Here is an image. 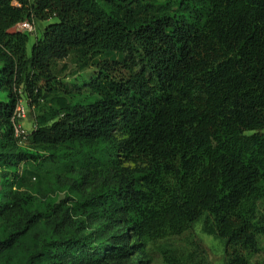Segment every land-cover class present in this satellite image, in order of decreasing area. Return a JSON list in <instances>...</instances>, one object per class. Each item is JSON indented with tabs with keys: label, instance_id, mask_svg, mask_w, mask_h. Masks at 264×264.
<instances>
[{
	"label": "trees",
	"instance_id": "16d2710c",
	"mask_svg": "<svg viewBox=\"0 0 264 264\" xmlns=\"http://www.w3.org/2000/svg\"><path fill=\"white\" fill-rule=\"evenodd\" d=\"M52 19L30 56L31 33L13 29ZM72 55L93 68L82 84L56 75ZM0 92V256L45 223L29 262L153 264L150 247L204 220L226 264H264L251 261L264 243V0H0ZM22 103L32 150L16 137ZM42 164L62 193L46 210L28 185ZM162 260L207 264L171 245Z\"/></svg>",
	"mask_w": 264,
	"mask_h": 264
},
{
	"label": "rangeland",
	"instance_id": "374dc122",
	"mask_svg": "<svg viewBox=\"0 0 264 264\" xmlns=\"http://www.w3.org/2000/svg\"><path fill=\"white\" fill-rule=\"evenodd\" d=\"M162 1V0H161ZM57 19L49 21H37V34H28L30 42L28 45V54L31 56L32 49L36 43V37L43 34L45 29L57 23ZM13 31H19L16 27ZM56 75L60 81L70 84H82L88 75L93 71V68H88L79 61L77 57L72 55L70 58L58 62L56 64ZM87 92L84 90L83 93ZM88 94V93H87ZM6 95L0 92V101L5 100ZM50 104L46 101L44 105ZM25 130L30 133L34 126V118L30 115L22 122ZM23 150H32L29 140L20 143ZM29 170L37 173V177H33L28 184L30 192L36 196L35 209L46 210L52 200L62 196L58 189L56 176L60 173L58 167L52 164H42L40 167L28 165ZM8 187L4 185V179L0 175V198L7 191ZM12 232V228L5 221H0V240L5 239ZM51 233L45 223H42L36 230L35 234L25 237L22 242L15 244L9 251L0 256V264H48L43 257L36 258L29 262L31 255L38 254L43 248V240L50 237ZM171 245L178 248L186 254L196 252L197 250L204 253L207 264H226V243L216 237L209 236L204 233V220H201L194 225L192 230L179 238H174L167 243H159L149 248V260L153 264H163L162 249ZM148 260V259H147ZM146 258L142 261L147 264ZM264 260V243L263 251L251 258L252 263L261 262Z\"/></svg>",
	"mask_w": 264,
	"mask_h": 264
},
{
	"label": "built area",
	"instance_id": "2783aa9c",
	"mask_svg": "<svg viewBox=\"0 0 264 264\" xmlns=\"http://www.w3.org/2000/svg\"><path fill=\"white\" fill-rule=\"evenodd\" d=\"M19 31L22 32H28L31 34H34L36 31V27L34 23L31 22H25L17 26ZM28 118V112L22 103L17 111L14 118V124H15V131H16V137L19 139L20 142H23L28 139L29 133L25 130L24 126L22 125V122H24Z\"/></svg>",
	"mask_w": 264,
	"mask_h": 264
}]
</instances>
